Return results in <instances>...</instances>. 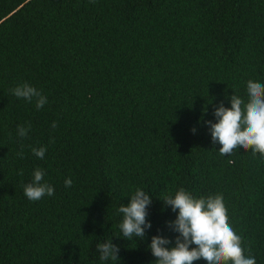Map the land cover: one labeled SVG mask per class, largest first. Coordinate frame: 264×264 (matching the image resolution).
Listing matches in <instances>:
<instances>
[{"label": "trees", "instance_id": "obj_1", "mask_svg": "<svg viewBox=\"0 0 264 264\" xmlns=\"http://www.w3.org/2000/svg\"><path fill=\"white\" fill-rule=\"evenodd\" d=\"M250 79L264 84V0H0V264H155L151 238L178 235L160 199L180 188L222 195L264 264V157L222 156L206 123ZM23 83L41 109L12 95ZM37 168L54 194L31 201ZM137 188L152 227L128 241L118 208ZM111 238L119 259L101 261Z\"/></svg>", "mask_w": 264, "mask_h": 264}, {"label": "clouds", "instance_id": "obj_2", "mask_svg": "<svg viewBox=\"0 0 264 264\" xmlns=\"http://www.w3.org/2000/svg\"><path fill=\"white\" fill-rule=\"evenodd\" d=\"M12 95L29 103L35 101L37 109H41L48 99L34 86L28 83L19 84L11 89ZM247 101L233 94L229 99L231 107L221 103L214 111L216 122L206 121L214 143L221 147L222 156L230 155L237 147L243 150L251 149L253 154L264 157V84L253 80L247 81ZM206 112V107H205ZM57 125L53 122L52 127ZM31 128L18 126L17 134L25 138ZM195 133L196 129H192ZM46 146L32 148L33 154L43 159ZM18 155L23 158V152ZM22 174V173H21ZM45 172L37 168L32 180L23 186L24 195L31 201H38L45 195L52 196L54 188L44 181ZM65 187H71V178L65 179ZM152 196L137 188L130 197V203L122 204L118 212L123 215L119 229L122 236L130 241L133 237L143 240L146 229L152 227L146 219L148 207L152 204ZM160 200L173 212L176 219L170 221L169 227L178 235L174 247H166L171 241L163 236L155 235L148 245L155 264H194L203 259L207 264H256V259L250 250L246 255L242 237L236 233L229 223L227 208L220 194L208 197H194L185 189L180 188L172 194H165ZM194 245V247H193ZM100 260L119 259L120 248L112 242V238L97 245Z\"/></svg>", "mask_w": 264, "mask_h": 264}]
</instances>
